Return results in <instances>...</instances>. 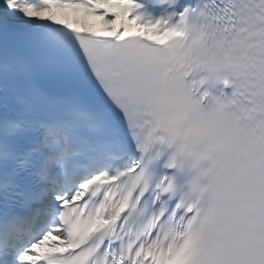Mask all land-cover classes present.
<instances>
[{
  "label": "snow or ice",
  "instance_id": "6c2138e0",
  "mask_svg": "<svg viewBox=\"0 0 264 264\" xmlns=\"http://www.w3.org/2000/svg\"><path fill=\"white\" fill-rule=\"evenodd\" d=\"M0 264H264V0H0Z\"/></svg>",
  "mask_w": 264,
  "mask_h": 264
}]
</instances>
